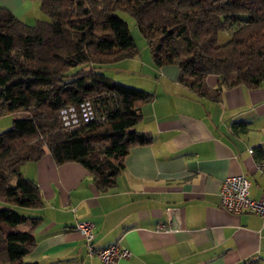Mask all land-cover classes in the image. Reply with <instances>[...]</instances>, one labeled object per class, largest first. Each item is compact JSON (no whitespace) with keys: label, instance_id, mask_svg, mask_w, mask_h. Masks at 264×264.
<instances>
[{"label":"trees","instance_id":"obj_1","mask_svg":"<svg viewBox=\"0 0 264 264\" xmlns=\"http://www.w3.org/2000/svg\"><path fill=\"white\" fill-rule=\"evenodd\" d=\"M37 1L48 21L33 26L0 9V117L23 113L0 134V264H26L35 242L30 230L19 229L39 220L17 210L42 205L37 185L21 174L24 165L48 152L57 165L80 164L107 192L129 150L152 143L135 131L152 95L94 73L137 53L117 14L134 20L156 68L177 67L178 82L199 95L209 76L217 78V91L264 81V0ZM225 32L230 39L218 45ZM85 101L103 121L63 130L60 111Z\"/></svg>","mask_w":264,"mask_h":264},{"label":"crops","instance_id":"obj_2","mask_svg":"<svg viewBox=\"0 0 264 264\" xmlns=\"http://www.w3.org/2000/svg\"><path fill=\"white\" fill-rule=\"evenodd\" d=\"M0 9L27 26L43 20L37 0H0ZM153 73L154 90H142L152 100L135 127L152 143L129 150L111 190L99 191L80 164L57 165L48 152L21 168L42 201L26 210L39 221L24 224L35 239L24 263L100 264L74 231L88 222L95 250L118 244L129 252L117 264H264V222L228 213L218 197L226 178L242 175L250 197L264 198L255 167L264 162V81L217 91L209 76L199 95L178 82L175 66ZM234 123L244 132H234Z\"/></svg>","mask_w":264,"mask_h":264},{"label":"built area","instance_id":"obj_3","mask_svg":"<svg viewBox=\"0 0 264 264\" xmlns=\"http://www.w3.org/2000/svg\"><path fill=\"white\" fill-rule=\"evenodd\" d=\"M62 129L72 132L82 125L103 121L91 101L80 103L77 107L68 106L60 111ZM253 152L249 150L251 155ZM256 170L264 179V162L255 165ZM219 205L228 213L240 216L250 214L260 218L264 222V198L252 199L250 197V183L242 175L230 176L224 180L219 190ZM164 226H159L158 231H163ZM76 231L86 243L89 256H95L100 264H117L119 260L128 259L130 254L118 244L104 249H94L93 225L88 222H77Z\"/></svg>","mask_w":264,"mask_h":264},{"label":"rangeland","instance_id":"obj_4","mask_svg":"<svg viewBox=\"0 0 264 264\" xmlns=\"http://www.w3.org/2000/svg\"><path fill=\"white\" fill-rule=\"evenodd\" d=\"M117 16L122 19L129 28L130 36L134 41L136 48V55L132 59H126L115 64H106L98 66L94 69V73L98 76L105 77L112 80L121 86L132 88L136 90L152 91L155 87L154 70L156 69L150 50L146 41L140 35L135 22L127 14L119 13ZM43 20L48 21V18L40 15ZM230 39V34L227 32L219 34L218 45L224 44ZM89 69L88 67L86 70ZM77 69H73L75 72ZM23 117L21 111L13 112L9 115L0 117V134L8 131L14 119ZM22 215H28L26 210H17ZM26 226L21 225L19 229L26 231Z\"/></svg>","mask_w":264,"mask_h":264},{"label":"water","instance_id":"obj_5","mask_svg":"<svg viewBox=\"0 0 264 264\" xmlns=\"http://www.w3.org/2000/svg\"><path fill=\"white\" fill-rule=\"evenodd\" d=\"M86 72L88 73L89 72V69H87Z\"/></svg>","mask_w":264,"mask_h":264}]
</instances>
